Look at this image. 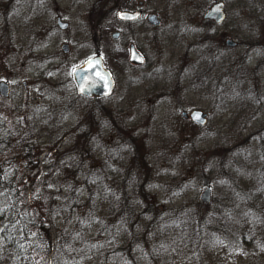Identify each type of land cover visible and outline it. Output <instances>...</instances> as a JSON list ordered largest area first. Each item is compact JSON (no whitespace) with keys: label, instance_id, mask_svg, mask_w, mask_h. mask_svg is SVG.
<instances>
[{"label":"rangeland","instance_id":"rangeland-1","mask_svg":"<svg viewBox=\"0 0 264 264\" xmlns=\"http://www.w3.org/2000/svg\"><path fill=\"white\" fill-rule=\"evenodd\" d=\"M95 1L58 0L70 33L47 39L49 16L41 14L45 23L35 12L25 18L22 0H0V81L12 85L0 110L4 124L14 127H5L0 163L33 148L39 170L53 174L43 182L19 175L7 187L27 221L19 226L27 264H264V218H258L264 217V0H144L161 25L138 38L143 66L130 65L127 36L112 42L123 0H108L115 12L105 36L111 48L103 53L116 86L104 104L116 120L103 117L98 103L85 123L89 114L79 121L67 114L89 108L72 99V78L95 46ZM217 1L224 2L221 23L204 18ZM66 40L69 54L61 50ZM38 56L48 57L46 68H39ZM27 97L39 105L28 116L40 118H29L25 129L5 116L23 115L17 106ZM193 109L208 113L205 125L183 117ZM86 126L92 127L87 135L80 129ZM21 158L18 166L30 164ZM201 176L218 180V223L210 228L220 232L211 234L210 247L201 239L209 227L197 229L198 218L183 227L171 219L174 209L199 200V181L181 188L180 180ZM9 200L1 197L0 208L10 207ZM2 246L1 240L0 264H15Z\"/></svg>","mask_w":264,"mask_h":264},{"label":"flooded vegetation","instance_id":"flooded-vegetation-1","mask_svg":"<svg viewBox=\"0 0 264 264\" xmlns=\"http://www.w3.org/2000/svg\"><path fill=\"white\" fill-rule=\"evenodd\" d=\"M57 4H58V0H34V3H31V4L27 3V0H22V5L26 7V9H24L25 18H28L27 14L29 12L31 13L35 12V14L32 13L33 18L35 20H39V22L43 21L41 14H43V17L49 16L48 20H46L45 18V20L47 21V25L46 26L43 25L45 31L48 32L47 37H46L47 39H49L51 36H54V35H59L60 37H63V39H67L70 33L69 31L71 29V24L69 21L65 19L64 15L61 14V11L59 10V8H57L58 6ZM49 5H52V6L55 5L56 8H53L52 6H49ZM93 10H94V14L91 15V17L94 20V22L96 21V25L97 23L99 25L97 28L95 25V29H93V37H95V46L92 49V54L86 57L79 65H77L73 69V78H72L73 83H74L75 93H76V96L73 95L72 99L75 100L76 102H87L89 104L87 105V107L89 106V108H87L86 111L84 112V110L79 111V109H77V107L75 106L72 109V111H69V114H67L70 116L74 114H78L74 116V118H77L78 121L84 116L87 117V115L89 114L85 123L89 120L91 116L90 113H92L91 110L93 109L94 105L98 103L101 105V111H102L103 117H106V119L108 120L110 119L116 120V117L112 116V113L110 112L109 107H107L104 104V100L108 99L109 97H114L112 93L116 86L115 79L112 78V87H111L110 92L99 95L96 93L92 94L91 92H86L85 87L88 84L87 83L79 84V82L74 77V70L77 67L84 64L87 60L95 56H101L104 62V66L106 67V63H108V59L105 53H103V51L106 50L107 48H111L110 43L105 39V36H107L108 31L110 29L108 21L113 15V13L116 11L117 19L115 22L116 29L111 32V40H113L112 42L116 44V43L121 42L123 37L125 36L128 37L127 42L129 43V62H130V65L132 66H143L146 64V61H147V57L144 52L143 44L138 41V38L141 36V33L149 32L151 31L152 27L157 28L161 25V23L159 25H154L151 22L150 18L154 13L145 8L144 0H124L123 5L120 7H117V9L113 12L112 11L109 12L108 0H96L93 3ZM120 11H130L133 13H138V16L136 18H127V19L119 18L118 13ZM43 22L45 23V21ZM114 33H118L117 37H114ZM36 35H38V29L36 31ZM132 45H134L136 49L144 56L145 60L143 63L138 64V63L133 62L130 59V50H131ZM61 50L63 51L64 54L70 53L71 47H70V44L67 42V40L61 43ZM47 58L48 57L42 56L39 59L40 69L46 68L45 66L47 65L46 63ZM7 82L10 86V94H9L10 96L12 85L10 81H7ZM22 85L24 87L25 93L28 95L30 93V87H29L28 82L23 81ZM107 89L108 88L106 87V90ZM9 96L5 97L4 99H8ZM25 99H26V102L21 104L20 106H17V108H21L22 110H24V115L21 118L20 126L27 129L26 124L28 123V119L31 118L33 120L35 118V120L38 121L40 116L38 117L28 116L27 113H29L30 111L34 112L35 108L39 107V105L34 103V102H37L35 99L31 100L28 97ZM109 112L111 115H109ZM184 118L191 120L190 117H184ZM65 120H67V118ZM114 120H113V123H114L113 125H114V128L116 129L115 131L116 133H118V135H120V133L118 132L120 130V127H118V125L116 124ZM106 125H107V122H106ZM69 128L72 129L73 131H77L79 127L77 126V122H76L73 125H71ZM80 129H85L84 133L86 135L92 132L91 126H86L84 128L81 127ZM194 181L195 182L199 181V184L197 186L200 188L199 192L197 193V198H199L198 202H196L197 205H192V206L184 205L181 207H177L178 210L174 209L173 211L176 216L174 218L172 215L171 219L172 220L174 219V222H178V224H180L181 227H183L185 223H193L192 219L198 218L201 225H198L199 227L197 228H202V231H207L205 227H209L208 229L210 231H208V233L205 232V234L201 238L204 242H209L211 240V234H213L215 230V228L213 229L210 228V227L215 226L212 224V221L217 222V217L215 216V213H219V208L216 206L217 190L215 189V184H213V182H217L218 180L210 179V176H201L199 180L182 178L180 180L181 185L177 187H181V188L193 187L192 182ZM208 187H210V201L208 203H205L202 200L201 195L204 192V190ZM189 218H190V221L187 222ZM205 235L207 236L206 238H204Z\"/></svg>","mask_w":264,"mask_h":264},{"label":"trees","instance_id":"trees-1","mask_svg":"<svg viewBox=\"0 0 264 264\" xmlns=\"http://www.w3.org/2000/svg\"><path fill=\"white\" fill-rule=\"evenodd\" d=\"M123 3H124V0L122 2V5H123ZM122 5L120 4L119 6H122ZM18 109H21V108H18ZM21 112L24 113V110L21 109ZM23 115L16 116V118H13V119L8 117V116H5V117H6V119H8L10 121V124L12 122H17L18 123L17 126L20 127V125H21L20 122H21V118L23 117ZM4 123H5V121L3 119V116H2L1 110H0V145L7 143V141H6L7 137L4 135V133H7V130L5 127H7V129L8 128L14 129L13 126H11V125L7 126ZM7 140H8V138H7ZM5 145H8V144H5ZM3 148L4 147L0 146V150ZM9 149H11V146H9ZM22 151L23 152H21L19 150H15V153H13V154L9 153L10 154L9 160H7L6 162L3 161L2 163H0V198L3 197V201H5L7 197H9V199H10L9 200V206L10 207L6 208V206L5 207L2 206L3 208H0V221H1V223H3L2 228H0V244H1V240H2L3 241L2 247L5 246L8 250V252L12 255V257L16 258L14 260L15 264H27V253H25V251H24L25 245H24V239H23V237L25 235V230H23L22 228L19 227L21 223H22V226H26L27 221L25 220V218L22 219V214L20 213V207L18 205L17 198H16V196H14V194L12 192L7 190V187L10 185V181L16 182V178L19 175L31 176V177L26 178V179L29 181H38V182L50 181L51 177L53 175L52 173H48V172L43 173L44 171L41 172L39 170V167H38L39 164H37V162H35L36 160H38V158H36V156L39 154H37V152L35 153L33 151V148L31 150L26 149L27 152L24 149H22ZM28 152L31 153V156ZM21 156L22 157H29L28 159L31 160L30 164L29 165L24 164L25 166L20 164V166H18L16 164V162L23 160L21 158ZM23 166H24V168H23ZM20 167H22L24 171L19 172ZM28 172H29V174H27ZM44 174L46 176L48 175L49 178H44L43 177ZM44 189L47 190V188L45 186H43L42 190H44ZM19 204H20V202H19ZM21 204H22V200H21ZM0 206H1V203H0ZM256 208L257 207H255L254 209L257 211L258 209H256ZM14 214L17 215V218H15ZM257 217H255V219ZM258 218L262 220L264 217H260V215H259ZM245 219H247V218L245 217L244 220ZM229 226H231V225H229ZM246 229L248 230V228H246ZM215 230L219 231V229H215ZM226 231H228V230H226ZM245 233H246V231H245ZM232 234H233L232 235L233 236L232 242L237 245V242H238L237 233L232 232ZM54 237H55V234H51L49 239L55 240ZM52 244L54 246L56 243L55 244L52 243ZM205 246L210 247L211 245L209 244V242H207L205 244Z\"/></svg>","mask_w":264,"mask_h":264},{"label":"water","instance_id":"water-1","mask_svg":"<svg viewBox=\"0 0 264 264\" xmlns=\"http://www.w3.org/2000/svg\"><path fill=\"white\" fill-rule=\"evenodd\" d=\"M137 16L138 13H133L130 11H120L118 13V17L123 19L136 18ZM204 18L215 20L217 23L222 22L225 18L224 3H215L205 13ZM150 20L154 25L160 24V20L156 14H153ZM117 35L118 33H114V37H117ZM226 43L229 46L236 45V41L232 39H227ZM131 60L138 64L144 62V57L134 45L131 46ZM74 77L79 82V84L87 83L88 85L85 87L86 92H91L92 94L96 93L100 95L108 93L112 87V75L110 71L104 67L101 56L92 57L83 65L77 67L74 70ZM106 87L108 88L107 90ZM0 94L5 97L9 96L10 94V86L5 81L0 82ZM183 116H190L193 122L200 125H205L208 121V114L201 109H194L191 111V113L184 111ZM201 198L206 203L210 201V187L206 188V190L202 193Z\"/></svg>","mask_w":264,"mask_h":264}]
</instances>
